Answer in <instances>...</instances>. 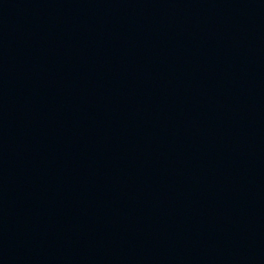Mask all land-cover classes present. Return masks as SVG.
Masks as SVG:
<instances>
[{
	"label": "water",
	"instance_id": "water-1",
	"mask_svg": "<svg viewBox=\"0 0 264 264\" xmlns=\"http://www.w3.org/2000/svg\"><path fill=\"white\" fill-rule=\"evenodd\" d=\"M0 264H264V0H0Z\"/></svg>",
	"mask_w": 264,
	"mask_h": 264
}]
</instances>
